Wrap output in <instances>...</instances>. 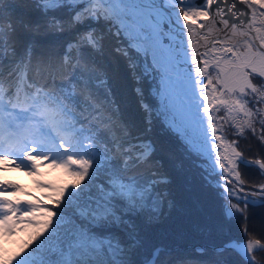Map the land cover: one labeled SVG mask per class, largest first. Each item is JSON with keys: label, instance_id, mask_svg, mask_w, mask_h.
Instances as JSON below:
<instances>
[{"label": "snow or ice", "instance_id": "snow-or-ice-1", "mask_svg": "<svg viewBox=\"0 0 264 264\" xmlns=\"http://www.w3.org/2000/svg\"><path fill=\"white\" fill-rule=\"evenodd\" d=\"M6 3H31L42 14L69 11L75 29V39L66 44L58 61H37L38 70L47 78L27 92L22 115L11 123L0 115V162L7 164L12 158L16 169L36 175L47 161L50 167L62 168L72 180L60 188L51 204L0 199V224L5 232L13 234L17 225L35 228L12 264H167L160 256L170 249L156 241L174 236L183 242L185 233L174 226L172 231H160L172 220L178 200L176 178L165 163L157 129L168 135L180 132L177 118L183 120L185 114L176 103V63L169 36L164 34L182 28L188 38H194L203 74L206 79L211 77L205 86L212 88L209 95L220 99L221 111L238 110L245 116L246 128L253 134L259 120L257 139L264 147V0H144L156 7L135 12L130 18L120 7L123 0H0V41L5 38ZM8 24L12 26L11 20ZM60 27L63 30L62 24ZM109 36L114 41L112 52L125 61L139 119L126 115L107 70L99 71L94 62L88 65L85 59L104 56ZM3 64L0 56V83ZM82 65L88 75L82 72L78 79L86 91L77 92L71 76L57 82L58 73L66 69L76 72ZM150 71L159 76L156 88L147 85ZM94 79L99 84H93ZM101 84L103 100L92 91ZM245 131L239 128L240 135ZM184 147L193 153L200 150L195 140ZM242 158L237 152L230 163L235 180L244 186L247 182L239 173ZM249 161V166L254 162L264 175V155L257 153ZM0 190L7 193L3 183ZM257 190L264 193V184ZM193 205L191 228L208 236L247 207L264 206V199L245 198L244 208L231 202L215 219L204 213L199 201ZM261 243L264 240L260 238L249 241L247 247L227 241L216 251L232 249L245 264H254L255 245ZM194 252L197 255L175 264H226L201 259L203 247Z\"/></svg>", "mask_w": 264, "mask_h": 264}, {"label": "trees", "instance_id": "trees-1", "mask_svg": "<svg viewBox=\"0 0 264 264\" xmlns=\"http://www.w3.org/2000/svg\"><path fill=\"white\" fill-rule=\"evenodd\" d=\"M71 15V12L63 9L55 13L42 14L31 3L5 4L3 17L5 38L0 41V56L4 58L0 100H3L2 96L11 84L24 83L27 90H32L36 84L45 82L46 73L38 70L37 61L48 58L58 61L66 44L75 39ZM9 20L12 22L11 27L8 24ZM61 24L63 30H61ZM12 28L15 30L13 31ZM113 44V38L109 36L104 56L86 57L85 59L88 65L94 62L99 71L107 70L115 82V90L118 98L122 101L126 115L139 119L135 97L131 93L132 81L128 79L123 57H118L112 52ZM121 49H123V45H121ZM29 59H31V63H29ZM82 72L84 75H88L87 72H84L83 65L76 72L66 69L56 75V80L58 83L61 80L67 81L71 76L78 85L76 91L84 92L86 90L78 79ZM150 76H155V73L150 71L147 75V85L153 86L154 79H149ZM25 77L27 82H24ZM97 82L99 81L93 80V84H98ZM5 87L7 88L5 89ZM68 87L71 89V84ZM104 90L102 84L99 85V88L92 89L99 100H103ZM257 129H259V120ZM231 131V129H227L229 137ZM258 135L257 131L255 134L246 131L243 136H231L237 141L239 152L242 153L245 161H249V157L257 155V153L264 155V147H261L258 142ZM157 140L165 155V163L176 178L174 194L178 200L176 213L172 220L160 231L164 232L165 229L172 231V226H174L177 232L183 230L185 233L183 242H178L174 236L156 241V243L164 244L166 249H170V251L166 250L161 253L160 260L166 261L167 264H175L177 260L197 255L194 249L203 247L205 253L201 259L223 261L226 264H245V261L234 250L226 249L224 252L218 253L216 249L222 247L227 241L242 243L256 238L264 240V206L247 207L245 212L236 214L221 230L213 231L211 235L195 233L191 228V224L195 222L194 202L199 201L204 213L213 219L220 214L222 209L225 208L227 211L230 208V199L222 194L221 188L217 185L220 174L211 172L205 158L201 155L185 151V144L176 133L173 135L161 134V131L157 129ZM239 173L247 182L242 186L246 189L245 191L258 192V185L264 184V175H261L254 165L249 166L248 163L240 162ZM209 185H211V189H209ZM57 195L53 194L49 197L46 195L45 197L51 204ZM34 200L32 197L31 201ZM239 204L241 208H244V202H239ZM31 230L33 233L35 232V228L32 226ZM33 233L31 237L26 238L25 243L22 240L21 251L12 254L13 258L11 257L10 264L25 249ZM261 244L264 246V243ZM177 245L179 251H177ZM252 260L254 264H264V249L255 251Z\"/></svg>", "mask_w": 264, "mask_h": 264}, {"label": "rangeland", "instance_id": "rangeland-1", "mask_svg": "<svg viewBox=\"0 0 264 264\" xmlns=\"http://www.w3.org/2000/svg\"><path fill=\"white\" fill-rule=\"evenodd\" d=\"M124 15L129 18L132 16L126 11H124ZM150 60L151 57L148 58L149 62ZM149 79H154L152 87L156 88L159 84L158 74L155 73V76H150ZM210 79L211 77H209V80ZM97 83L99 84V82ZM4 97L5 101L10 99L12 103H9L6 110L0 113V115H3L5 120L11 123L22 115L20 108L26 105L28 99L23 98V96L14 95L12 90H9ZM176 103L180 105L185 114L183 120L179 117L177 118V127L180 129V132L176 134L181 138L184 144H187L190 140H195L200 146V150L195 153L205 158L211 172L220 174V180H218L217 185L221 188L222 194L230 199L229 203L244 202L245 198L262 199L264 193L240 191L242 186L235 180V170L232 167V163H230V161L236 160V153L240 151L237 141L231 138V136H241L239 134V128H245V130L249 132L246 128V117L241 115L238 110L233 111L229 109L228 112L221 111L222 104L220 103V107H218L211 116L212 123L209 124L204 120L203 108L199 107L198 104H195L192 109H187L182 105L178 97H176ZM227 129L232 130L230 137ZM257 132L259 133V129H257ZM7 135L8 133L6 130L5 136L7 137ZM188 146L190 147V145ZM11 161L12 158H9L7 164L0 162V183H3L7 188V193L0 190V199L6 198L9 201H20L21 203L31 202V196L36 197L38 194L43 197L45 194L43 191H37V189L41 188L39 186L40 184L50 185L49 188H43L45 189L46 195L49 197L53 194H58L63 185L72 182L69 175L62 168L50 167L47 161L39 168L38 174L36 175H29L26 169H16L12 166ZM240 162L250 163V161H245L243 158L239 160V163ZM8 183L12 184L9 185ZM16 184L19 185V188ZM233 193H235V195H233ZM237 197L240 198L239 201ZM2 226L3 225L0 224V230ZM20 226L21 225L16 226L13 234L4 231L5 234L0 235V262L3 264H7L5 262L6 257H12V254L16 251H21L22 240L31 237L33 233L31 226ZM20 230L23 232L19 233ZM16 234L20 235L16 236ZM25 242L26 240L24 243Z\"/></svg>", "mask_w": 264, "mask_h": 264}, {"label": "bare ground", "instance_id": "bare-ground-1", "mask_svg": "<svg viewBox=\"0 0 264 264\" xmlns=\"http://www.w3.org/2000/svg\"><path fill=\"white\" fill-rule=\"evenodd\" d=\"M139 1H141V3H144V0ZM120 7H122L124 11L130 13L131 15L135 12L148 9L141 5L134 6V3L127 0H123V3L122 5H120ZM146 14V12L143 13V15ZM143 15L141 16V19H143ZM171 37L173 36H170L169 40H171V50L176 63L175 71L177 72V77H174V79H176L177 97L182 105L187 109H192L195 104H198L199 107L203 108L204 120L210 124L212 123L211 116L218 109V107H220L221 101L220 99L213 100L211 95H209V93L212 92V88L205 87L206 85H209V78H205L203 74V65L199 64V61L196 58L197 55L185 57L186 52L174 48L173 45L176 44L175 42L177 40L172 39ZM180 44H183L182 40ZM184 62L186 64L194 65L192 67V71L185 69L184 66H178V63ZM199 80H203V83H198ZM206 95H209V99L207 100L205 99ZM205 109H208V111H205Z\"/></svg>", "mask_w": 264, "mask_h": 264}, {"label": "water", "instance_id": "water-1", "mask_svg": "<svg viewBox=\"0 0 264 264\" xmlns=\"http://www.w3.org/2000/svg\"><path fill=\"white\" fill-rule=\"evenodd\" d=\"M127 1H130V2L134 3V6H140L141 5V6H144V7L148 8V9L156 7L153 4H151V5L150 4H144V3H141V1L137 2V0H127ZM177 23H179V21H177ZM164 35H168L169 38H170V36L176 37L175 39L177 41L175 42L176 44L173 45V46H174L175 49H180V50L186 52V56L185 57H190L191 55L192 56H194V55L198 56V54L195 52V40H194V38H191V39L188 38L187 35L183 33V29L182 28H173L171 33L164 34ZM181 40L183 42L182 45L180 44ZM168 43L171 46V40H168ZM197 56H196V58H197ZM178 66L179 67H183L184 66L185 69H187L189 71H192V67L194 65L186 64L184 62V63H178ZM249 241H251V240H249ZM249 241L242 242V244H244V246L247 247V244H248ZM255 247H256V251L260 250V249H264V246L262 244H257V245H255Z\"/></svg>", "mask_w": 264, "mask_h": 264}]
</instances>
